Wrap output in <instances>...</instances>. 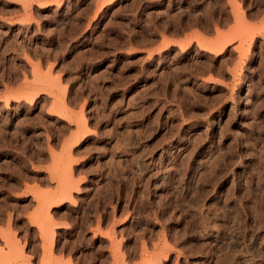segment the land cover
Returning a JSON list of instances; mask_svg holds the SVG:
<instances>
[{"label":"rangeland","instance_id":"rangeland-1","mask_svg":"<svg viewBox=\"0 0 264 264\" xmlns=\"http://www.w3.org/2000/svg\"><path fill=\"white\" fill-rule=\"evenodd\" d=\"M0 264H264V0H0Z\"/></svg>","mask_w":264,"mask_h":264}]
</instances>
